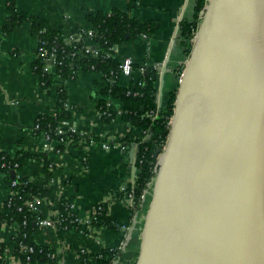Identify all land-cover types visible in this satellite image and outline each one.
<instances>
[{"label": "crops", "instance_id": "obj_1", "mask_svg": "<svg viewBox=\"0 0 264 264\" xmlns=\"http://www.w3.org/2000/svg\"><path fill=\"white\" fill-rule=\"evenodd\" d=\"M11 1L16 13L46 22L68 45L80 40L81 35L92 33L87 17L97 13L108 15L118 10L130 19L150 25L148 35L127 39L116 45L113 53L120 62L130 60L132 65L131 74L120 77L121 86L155 76L156 104L160 96L162 109L169 94L178 88V77L188 57L179 27L182 22L194 20L196 0H0V152L12 158L19 152L46 153L59 170L48 184L50 194L42 198L45 202L39 206L41 212L46 215L54 204L68 200L81 221V229L65 232L62 240L54 229L37 232L34 240L53 249L55 264H99L98 254L104 257L106 264H135L149 195L145 196L140 215L135 219L123 188L133 182V175L137 176L133 163L137 145L123 143L125 149L122 150L118 147L120 142L115 141L129 133L127 125L119 118L121 105L104 97L107 109L114 111L116 118L109 123L101 120L98 103L106 82L101 74L93 71H78L75 77L68 79L53 77L49 88L40 87L33 68L37 60V40L29 23L15 27L9 24ZM87 44L92 45L89 40ZM60 90L65 91L70 118L62 120L58 126L65 131L75 129L76 136L84 139L83 143L46 140L43 134L33 132L37 117L55 116ZM91 136L107 138V141L87 144ZM44 144L48 145L47 149ZM42 169L39 159H29L20 174L32 185L43 187L47 184ZM7 191L0 172V212ZM97 203L104 204L108 216L119 228L96 227L90 231L84 226ZM122 225L126 228L121 229ZM0 241L8 252L13 250L12 227L1 229ZM15 262L14 256L6 260V264Z\"/></svg>", "mask_w": 264, "mask_h": 264}, {"label": "water", "instance_id": "obj_2", "mask_svg": "<svg viewBox=\"0 0 264 264\" xmlns=\"http://www.w3.org/2000/svg\"><path fill=\"white\" fill-rule=\"evenodd\" d=\"M157 165L135 264H264V0H207Z\"/></svg>", "mask_w": 264, "mask_h": 264}, {"label": "trees", "instance_id": "obj_3", "mask_svg": "<svg viewBox=\"0 0 264 264\" xmlns=\"http://www.w3.org/2000/svg\"><path fill=\"white\" fill-rule=\"evenodd\" d=\"M207 0H196L195 17L192 22H182L180 24V33L185 40L187 56L190 53L191 45L194 40L193 33L197 29L200 22L201 13L204 11ZM11 15L9 24L12 27L27 22L31 26L32 35L37 40L36 55L37 60L33 65L35 74L38 78L39 86L49 88L53 83V74H46L42 68L44 62L39 55V48L54 51V55L59 62L55 69V74L62 79L75 77L78 71H93L101 74L102 79L107 83L101 90L102 99L99 100L98 109L101 120L109 123L116 118L114 111H109L106 107L104 97L116 100L121 105L119 118L127 125L129 133L122 139L116 138L115 141L130 145L134 142L138 146V155L135 162L137 169V178L131 182L126 188V192L132 193L131 214L134 210L139 209L142 203L144 191L151 178L154 176V167L157 162L158 151H161L166 142V135L169 131L168 122L173 115V109L177 96V89L169 94L167 102L162 109L157 108L156 89L154 79L148 76L144 79L131 81L126 87L119 84L121 73L120 61L114 56L113 48L121 44L127 39H133L138 35H148L151 28L148 24L139 23L137 20L130 19L124 12L113 10L108 15L97 13L87 17V22L91 26V38L81 35V39L68 45L60 38L46 22L36 18L27 17L15 12L14 4H10ZM91 42L90 47L97 50V54L85 53L86 47ZM70 114L66 110V95L64 90H60L57 97L55 116L41 115L36 118L37 128H33L36 135L47 134L50 138L55 139H72L73 142H79L76 135L58 134L57 128L61 120L69 119ZM138 134L150 135V138L143 141ZM95 142L107 141V138L91 136ZM79 144V143H78ZM40 160L43 165L44 179L47 185L36 187L32 185L28 179L21 177V171L26 160ZM8 166L17 164L15 173L20 178L17 179L18 185L12 188L17 193L10 204L4 203L0 212V229L5 225L16 224L18 226V234L14 237L15 247L11 252V256H16L20 264H55L56 257L54 251L50 247L39 245L34 240V235L40 229L34 224V217L26 208L18 211L17 208L24 202H30L36 198H46L50 194V186L48 185L54 175L59 170L54 166L46 153L33 154L29 152H19L15 157H9L5 153H0V172L4 174L7 187H10L12 178L11 171L2 165ZM21 197V200L17 198ZM64 200L61 202L63 203ZM61 214L66 217L68 214L60 207ZM74 215V212H71ZM25 221V225L23 222ZM68 221V220H67ZM62 223L57 227V237L62 240L65 232L69 231L72 224ZM66 226V229L64 227ZM94 227H102L116 229L114 221L108 216L106 207L101 216L93 222ZM26 244L33 246V253L27 255L18 253V244ZM113 254V252H106ZM105 253V254H106ZM6 246L0 241V264H4L5 257H8ZM30 257V261H26V257ZM97 261L100 263L96 256Z\"/></svg>", "mask_w": 264, "mask_h": 264}, {"label": "built area", "instance_id": "obj_4", "mask_svg": "<svg viewBox=\"0 0 264 264\" xmlns=\"http://www.w3.org/2000/svg\"><path fill=\"white\" fill-rule=\"evenodd\" d=\"M195 33H196V31L193 33L194 36H195ZM88 36L91 38L92 33H89ZM191 43L193 44V42H191ZM85 53L97 54V50L94 47L88 46L85 49ZM38 56L40 58H42V60L44 62V65H43V68H42L43 72L46 73V74L52 73L53 74V77H59L58 75L55 74V69H56L57 65L59 64V62L57 61V59H56V57L54 55V51L53 50L52 51H49L47 49H42V48L40 49L39 48V55ZM120 67H121L120 77L122 75H130L131 74V67H132V65H131V61L130 60H125L123 62H120ZM171 118H170V120L168 122L169 128H170ZM33 128H37V124H34V127ZM57 132H58V134H61V135L62 134H67V133H70V134H73V135H78L75 129H71L70 128V129H67L65 131V130H61L60 126H58V128H57ZM138 136L141 137V139L143 141H146V140L149 139V136L150 135H144V134H140L139 133ZM43 137H45L46 140H48L50 138V136L47 135V134H44ZM60 142H64L65 144H67V143L68 144L69 143L70 144H78V143H83L84 142V139L82 137L79 138V142L77 143V142H73L72 139L69 140L68 138H65V139H60ZM87 144L93 145V144H95V141H93L92 139L88 138ZM122 144L123 143H121V142L118 143V147H119V149L124 150L125 149V146H123ZM43 147L45 149H47L48 148V145L44 144ZM104 147L107 148L108 146L104 145ZM0 153H2V152H0ZM157 164H158V157H157L156 165L154 167V176H155L156 171H157V167H158ZM2 167L3 168L6 167L8 170H10L11 171V174L14 173L13 176L11 177L12 178V181H11L10 187H7V190H8L7 191V195H6V197L4 199V202H3V204L6 203V202H7V204H10V202L13 200V198L17 195V193H15L14 191H12V188H14L16 185H18L17 179L20 178L19 177L20 175L17 176L16 173H15V169L18 167V165L17 164H13V165L5 166L3 164ZM154 176L151 178V180L149 181V183L147 185V189L144 191L142 203L140 204L139 209L134 210L133 213H132V214H135V216H134L135 219L137 218V214L140 213V211L142 209V205L145 202V196L148 194V189H149L148 186L150 184H152V182L154 180ZM135 180H133V181H135ZM123 193H124V198H125L128 206H129V208L131 209V207H132V193L126 192L125 191V188H123ZM17 198L19 200H21V197L20 196H17ZM42 202L44 203L45 202V199L36 198L35 200L30 201V202L29 201L28 202L26 201V202L22 203V205L19 206L17 208V210L18 211H21L23 208H26L29 211V213L31 215H33V217H34V224L40 229V231H43V230H46V229H51V230L54 229L55 231H57V227L58 226H61L62 223H66L67 220H68L67 221L68 224H72L73 225L70 228V230H76V231H78V230L81 229V221H79L78 216L74 212L73 203L72 202H70L68 200H64L63 203L62 202H58V203L54 204V207L51 210H49L46 215H44L43 212H41V210L39 208V206H40V204ZM60 207H63V211H65L68 214V216L64 217L61 214ZM104 208H105V206H104L103 203H97L94 206V208L92 210L91 217L84 222V226L85 227H88V230H90V231L95 230L96 227L93 226V222L96 221L97 218L102 215V213L104 211ZM71 212H74V215ZM23 225H25V221L23 222ZM7 226L13 228V240H14V237L18 234V226L16 224H12V225H5L3 227H7ZM116 226L119 228L118 225H116ZM120 228L121 229H125L126 227L122 225V226H120ZM1 229H0V231H1ZM64 229H66V226L64 227ZM14 242H15V240H14ZM15 245H16V243H15ZM18 250H19L18 253H23V254L29 255V254L33 253L34 248H33V246H28L26 244L19 243L18 244ZM11 252L12 251L8 252L9 253L8 254L9 255L8 257L11 256ZM81 254L84 255L85 254V251L82 250L81 251ZM54 256L55 255H53V257ZM8 257H5V259H4L5 263L4 264H6V260H7ZM14 257H16V256H14ZM97 258L99 260H101V262L99 264H106V262L104 261V257H102L101 254H98L97 255ZM26 261L27 262L30 261V257L29 256L26 257ZM14 264H20V261H19V259L17 257H16V262Z\"/></svg>", "mask_w": 264, "mask_h": 264}, {"label": "rangeland", "instance_id": "obj_5", "mask_svg": "<svg viewBox=\"0 0 264 264\" xmlns=\"http://www.w3.org/2000/svg\"><path fill=\"white\" fill-rule=\"evenodd\" d=\"M149 138H150V136H149ZM137 155H138V153H137ZM136 159H137V156H136ZM135 162H136V160H135ZM134 215H135V214H134ZM139 215H140V213L137 214V217H139Z\"/></svg>", "mask_w": 264, "mask_h": 264}]
</instances>
